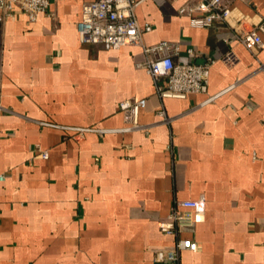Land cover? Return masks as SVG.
Masks as SVG:
<instances>
[{
    "label": "crops",
    "instance_id": "crops-1",
    "mask_svg": "<svg viewBox=\"0 0 264 264\" xmlns=\"http://www.w3.org/2000/svg\"><path fill=\"white\" fill-rule=\"evenodd\" d=\"M86 1L0 23V264H158L174 243L159 219L201 195L206 219L183 234L199 249L180 264H264V49L235 43L226 23L192 27L182 1L142 0L146 45L215 61L206 93L162 98L142 47L80 41ZM263 16L264 0L232 1L231 25ZM131 99L147 100L144 128L122 132Z\"/></svg>",
    "mask_w": 264,
    "mask_h": 264
},
{
    "label": "built area",
    "instance_id": "built-area-1",
    "mask_svg": "<svg viewBox=\"0 0 264 264\" xmlns=\"http://www.w3.org/2000/svg\"><path fill=\"white\" fill-rule=\"evenodd\" d=\"M182 1L179 14L186 16L194 28H208L216 23L230 25L234 33V42L253 52L264 49V16L258 23L245 20L231 25L233 0H172ZM244 1V0H243ZM142 0H92L84 2L81 18L77 24L79 39L82 43L102 45L107 50H119L127 46L142 47L146 56L144 67L154 79L156 90L162 98L186 99L191 95L207 92L210 71L215 61L196 65L190 61L194 56L193 49L187 50V57L181 56V47L169 41H161L154 45H146L144 34L152 31L150 24L141 26L137 17V9ZM51 0H0V23L13 18L16 11L24 13L29 21L36 22L38 16L49 13ZM228 43L230 41L226 40ZM237 58L230 51L224 61L228 65ZM3 61L0 54V70ZM264 71V65L261 68ZM217 96L209 99L214 100ZM146 99H131L120 104L128 126L122 132L143 130L139 122L142 109L146 107ZM159 115L166 119L164 111ZM85 130H80L84 132ZM45 159L48 152L38 149ZM4 177L0 176V180ZM206 219V196L196 199H176L169 214L158 221L160 231L174 239L169 248L159 249L155 254L158 264H180L183 251L197 252L199 245L183 234Z\"/></svg>",
    "mask_w": 264,
    "mask_h": 264
}]
</instances>
